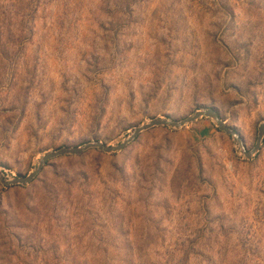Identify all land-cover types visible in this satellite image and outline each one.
Wrapping results in <instances>:
<instances>
[{
  "label": "rangeland",
  "instance_id": "rangeland-1",
  "mask_svg": "<svg viewBox=\"0 0 264 264\" xmlns=\"http://www.w3.org/2000/svg\"><path fill=\"white\" fill-rule=\"evenodd\" d=\"M215 108L264 122V0H0V170ZM208 118L0 185V264H264V139Z\"/></svg>",
  "mask_w": 264,
  "mask_h": 264
},
{
  "label": "water",
  "instance_id": "water-1",
  "mask_svg": "<svg viewBox=\"0 0 264 264\" xmlns=\"http://www.w3.org/2000/svg\"><path fill=\"white\" fill-rule=\"evenodd\" d=\"M202 118H208L214 126L233 138L237 145L238 151L247 159L253 158L259 151L262 141L264 139V122L260 123L257 128L256 140L253 147L248 150L240 133L233 127L226 124L220 117L219 112L213 107L196 109L191 115L182 119H170L167 117H153L137 127L130 130L127 137L116 145H106L100 141L87 142L78 147H61L57 150L46 151L42 154L39 160L34 164L33 168L27 175L9 176L4 171L0 170V185L3 187L11 186H26L31 183L42 171L43 167L51 160L60 156H77L88 150H97L102 153L111 154L122 151L130 143H132L139 134L156 127H164L170 130H179L188 124H192Z\"/></svg>",
  "mask_w": 264,
  "mask_h": 264
}]
</instances>
